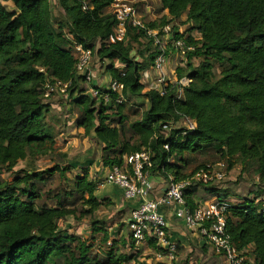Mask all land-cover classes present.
Masks as SVG:
<instances>
[{"label":"trees","instance_id":"trees-1","mask_svg":"<svg viewBox=\"0 0 264 264\" xmlns=\"http://www.w3.org/2000/svg\"><path fill=\"white\" fill-rule=\"evenodd\" d=\"M3 1L0 172L14 177L7 181L0 175V264H127L136 260V255L127 253L128 248L136 249L130 234L117 240L107 228L93 222V233L103 232L95 253V237L88 241L62 230V221L95 217L104 203L113 204L98 197L99 184L90 178L89 167L77 174L70 192L53 198L47 195L54 206L44 202L42 187L57 173L64 176L76 170L75 165L58 163L43 171H15L22 162L59 150L49 121L54 105L45 97L47 85L57 80L72 81L67 97L73 104L70 112L75 115V107L76 125L104 146L102 163L107 171L124 167L125 156L144 150L153 154L154 173L172 175L176 182L208 165L224 163L227 172L239 164L242 171L255 166L254 185L259 189L249 198L226 201L236 195L219 189L218 183L189 187L185 200L194 211L201 207L200 190L210 195L224 191V198L219 195L217 200L229 204L223 215L226 235L245 258L243 264H264V0H160L169 17H163L161 23H146L147 28L162 29L185 18L182 24L189 25L187 31L180 34L173 25L172 32L195 48L188 52V63L177 67V82L163 86L165 95L161 89L147 90L143 83V74L155 67L160 55L157 47L150 48L154 40L144 30L130 25L125 42L110 43L118 24L110 13L116 0H57L65 14L59 26L54 25L51 0H12L17 16L7 11ZM65 27L73 41L67 38ZM196 32L200 38L194 36ZM143 39L148 40L146 49L136 50L134 45L142 47ZM73 45L108 62L112 82L125 86L123 103H117L118 95L106 103L88 93L84 77L77 73ZM195 59H200L199 65L194 64ZM216 63L220 75L215 72ZM184 78L190 80L186 87L180 85ZM93 87L105 95L111 93L108 88ZM131 98L146 100L147 107L139 104L144 109L141 119L127 125L125 111ZM186 120L197 128L183 127ZM170 124L176 128L170 130ZM211 154L215 156L209 158ZM198 157L206 159L199 163ZM78 202L85 208L80 212ZM150 242L156 251L167 253L155 241ZM179 249L177 244V257ZM189 263L187 258L185 264Z\"/></svg>","mask_w":264,"mask_h":264},{"label":"built area","instance_id":"built-area-1","mask_svg":"<svg viewBox=\"0 0 264 264\" xmlns=\"http://www.w3.org/2000/svg\"><path fill=\"white\" fill-rule=\"evenodd\" d=\"M111 14L118 21L117 27L110 37L111 44L125 42L127 39V28L131 25L144 30L148 37L154 40V46L160 51L154 67L157 71L163 70L170 48L176 50L180 58V64L188 63V52L193 51L195 48L188 46L184 40L175 37L170 25L160 30L147 28L143 15L133 0H116L111 7ZM75 49L78 56L77 73L79 76L84 77L88 93L95 99L104 98L106 103L110 102L112 95H118L117 103H123L125 101V96L123 95L124 84L119 81L112 82L110 79L108 89L111 90V93L108 95H105L101 91L102 89L93 87V84L99 87L96 84V77L100 74L99 70L95 68L99 67L98 64H101V61L91 50H86L81 45L76 46ZM117 67L119 66L117 65ZM159 84L162 95H165V87L163 86L167 85V82L164 75L159 78ZM189 84L190 80L188 79L180 81L182 87H186ZM71 86L72 81L63 82L57 80L47 85L45 97L47 99L53 96L67 98ZM184 124L191 130L197 128V125L191 121L186 120ZM175 128L174 124L169 125L170 130ZM165 148L169 149V146ZM124 161V167H114L108 170L106 182L122 189L126 200L138 203L131 211L127 221L129 234L136 245L151 240L155 241L160 248L167 250V253L160 252L162 254L159 256H167L171 263L174 264L173 261L177 259L178 253L177 243L171 240L170 226L165 215L161 213V208L164 206L175 207L176 216L185 221L188 227L199 229L201 235L213 245L218 254L225 257L229 264L244 263L245 258L237 251L231 243L230 237L225 232L226 224L223 215L229 207L228 202H214L207 208L199 207L192 211L187 207L185 200V191L189 187L222 183L226 178L224 173L226 165L224 163H220L215 167L208 165L182 182H176L172 175L163 176L167 187L164 193L159 198H156L154 197L156 188L153 178L158 174L153 171L155 164L152 152L149 150L137 152L125 156ZM209 221L212 223L210 228L207 229ZM109 245H112V243L110 242Z\"/></svg>","mask_w":264,"mask_h":264},{"label":"rangeland","instance_id":"rangeland-1","mask_svg":"<svg viewBox=\"0 0 264 264\" xmlns=\"http://www.w3.org/2000/svg\"><path fill=\"white\" fill-rule=\"evenodd\" d=\"M133 1L137 4V7L140 9V12L143 15V20L145 23L156 22V21L158 23H161V21H163L164 10L160 0H133ZM3 5L5 6V8L9 13L16 14L17 16L18 11L12 0H4ZM146 7H150L151 13L147 12L148 10H146ZM51 12L53 15L54 25L55 26L62 25V21L65 20V14L58 7L57 0H51ZM110 13H111V9H110ZM173 25H176L178 28H180V26H183L180 20L178 21L175 20L174 23L172 24V27ZM64 31L66 33L67 38L73 41L66 27L64 28ZM195 36L197 38H200V35H198L197 33H195ZM147 42L148 40L143 39L142 47H139L138 45L137 46L134 45V47L136 50L139 51L145 50L148 44ZM72 47L74 54L77 55V51L76 49H74V45ZM150 48L153 50L156 47L151 46ZM172 53H176V50L170 48L167 55L169 56ZM27 54H29V52ZM133 54L135 53L133 52ZM199 63H200V59L194 60L195 65H199ZM98 65L99 67H96L95 69L99 70L100 75L96 77V84L102 86V88H108L109 80L111 79V74L107 72V69H105V67H107L108 65V62L106 63L101 62V64L99 63ZM176 68L177 67H173L168 73L164 72V74H162L166 78L167 83L170 82V80L171 81L173 80L175 82L176 75L172 71H174V69L176 70ZM147 72L145 75H143V83H145L146 87L150 90L151 83L153 81L156 83V80L154 78V80L152 79L151 81ZM215 72L217 75H220L221 67L219 63L215 64ZM131 99L132 100L128 102L125 111V115L128 118V122H129L127 123V125L141 119L144 109L143 107L139 106V104H143L144 107H147L146 100L141 98H137V99L131 98ZM50 101L53 102L54 110L52 114L49 116V121L52 128L54 129V133L56 135V141H57L56 143L59 150H57L56 153H53V155L48 157L40 158L35 161L28 160L26 162H22L20 163L18 168H16L15 171L17 170L18 171L28 170L30 172L43 171L58 165V163L62 164L65 167L68 165H75L76 170L69 171L65 173L64 176L57 173L55 175V178H53L50 182H48L45 186L42 187L44 202L50 206H54L55 202L52 199L53 196L63 191L70 192L73 187V180L75 179L77 174H79L80 172H84L85 170L84 167H89L90 178L94 179L95 181L97 180L100 187L101 184H103V187H101L102 190L100 188L98 189V193H97L98 197L106 201L107 199H109L113 204L110 205L107 202L104 203V205L102 206V208L96 214L95 217L94 216L84 217L81 220L68 219L67 221H62L60 224L62 230L68 231L70 234L78 235L85 240L91 241V239L95 237L94 241L96 242L95 244L96 247L94 252L97 253V250L100 249L98 245L101 243V240L103 238V232L94 234L92 231L93 222H97V224L100 223L99 225H101V227L107 228L108 233L112 234L113 236H116L118 240L120 239V236H127L129 234L127 222H126L127 219L129 218V213H127L129 211L125 212L123 209L121 210L119 207H117L116 203L114 202V199L112 197L107 196L109 195V193L110 194L112 193L110 186L113 185H110L106 182L107 169L103 166L102 163L104 146L96 139V137L93 134L87 137L85 129L79 128L76 125L78 110L74 107L73 113L75 115H72L70 111L72 110L73 104L69 102L70 101L69 98H61L60 96H53L50 98ZM182 126L187 127L184 123L182 124ZM129 133L131 136L133 135L132 131H130ZM209 156H210L209 158H213L215 155L211 154ZM204 159H206V157H198L197 162L200 163L204 161ZM255 171H256L255 166H247L246 170L242 171V166L239 164L231 172L224 171V173L226 174V178L222 183L218 185V187L226 188L229 186H234V192L231 194H235L236 198L238 197L236 193L240 194V197L242 196L244 197L247 195L250 196L251 194L254 193L255 187H257L254 185L256 182ZM0 175L3 179L7 181H11L14 177L13 175L9 173H5L4 171L0 172ZM160 193L163 194L162 192ZM200 193L201 194L198 195V200L203 203V205L201 204V207L207 208L208 206H205L206 204L204 205V203L209 200L208 198H204L206 196L202 190H200ZM47 195H49L52 198H48ZM212 195L215 196V198H217L219 195H222V198H224L225 192L219 191L217 193L211 194V196ZM77 207L79 209V212L82 209H85L81 206L80 202H78ZM108 247L109 245L105 247L106 251H108ZM128 250L129 251H127V253H131L129 248ZM101 252H104L103 249L101 250ZM135 253L136 252H134V255H136ZM156 254H157V258H154ZM160 254L162 253L155 252V254L149 253L147 255H141L136 260H133L127 264H164L163 261L160 259L159 256ZM183 255L184 252L183 253L180 252L179 256H183ZM190 256L192 257L194 264L197 263L206 264L204 263V261L200 260V258L195 256L194 252H192ZM190 256L187 257L189 260H190ZM150 257L152 258L150 259ZM176 260L173 261L174 264H177ZM185 260L186 258L180 261L179 263L185 264ZM169 263L172 264L170 259H169Z\"/></svg>","mask_w":264,"mask_h":264},{"label":"crops","instance_id":"crops-1","mask_svg":"<svg viewBox=\"0 0 264 264\" xmlns=\"http://www.w3.org/2000/svg\"><path fill=\"white\" fill-rule=\"evenodd\" d=\"M146 10H148L147 12L151 13L150 7H146ZM163 16L169 17L168 11L164 10ZM185 20L186 19L184 18L181 20V22L185 21ZM170 26L172 27V25H170ZM185 27L189 28V25L180 26V28H179L180 34H184L187 31V29ZM194 36H195V33H194ZM179 65H180L179 55L177 53H172L167 57L166 63L164 65L162 71H157L155 68L149 69L148 72L146 71L147 74L149 75V78L151 81H152V79L154 80V78L156 80V83L154 81L151 83V89L150 90L160 89L161 86L159 84V78L162 76V74H164V72L168 73L173 67H178ZM175 71L176 70L174 69V71H172V72H174V74H175ZM146 72L143 75H145ZM184 79H186V78H184ZM176 82H177V77L175 79V82L173 80L172 81L170 80V83H176ZM146 89L149 90L148 88H146ZM107 174H108V171L106 170V175ZM153 182H154V185L156 188L155 193H154L155 194L154 197L159 198L161 196L160 192L164 193V191L167 187V183H166L165 178L163 176H155L153 178ZM255 183L257 185V182H255ZM101 187H103V184H101ZM101 187L99 185L98 189L99 188L101 189ZM110 187H111L112 193L111 194L109 193V195H107V196L112 197L114 199V202L116 203L117 207H119L121 210L123 209L125 212L129 211L127 213H129V217H130L131 211L138 205V203L135 201L126 200L124 197L123 190L120 189L119 187H117V186H110ZM218 188L221 190H230V192H232V193L234 192V186H229L226 188H222V187H218ZM258 189H259V187L257 186V187H255L254 190L256 191ZM200 194L201 193L199 191L198 195H200ZM236 194H238V193H236ZM238 195H240V194H238ZM205 196L206 197H204V198H208V200H209V201H206L204 203V205L206 204L205 206H209L213 202H218L217 198H215V196H213V195L211 196L210 194L205 193ZM209 197H210V199H209ZM240 198H249V196L248 195L244 196V197L239 196L237 198L231 196L226 201L237 202V201H239ZM201 204L203 205V203H201ZM175 209H176L175 207L164 206L161 208V213L165 215L167 222L170 226L171 240L178 244V246L180 247V249H179L180 252H182V253L184 252L183 256L177 257L176 263L180 264L179 263L180 261L184 260L185 258L187 259V257L190 256V254L192 252H194L195 256L200 258V260L204 261V263H206V264H229L227 262V260L222 255L218 254L215 251L213 245L207 243L204 240V237L201 235L199 229L188 227L186 225L185 221L179 219L176 216ZM128 220H129V218H128ZM150 243H151L150 241H147V242L141 243L139 245L135 244L136 249L135 250L130 249V251H131L130 254H134V252H136L135 253L136 259L141 255H147L149 253L155 254V252H158V251H156L150 245ZM151 258L152 257H150V259ZM154 258H157V254L155 255ZM160 259L163 261L164 264H170L169 258L167 256L166 257L165 256L160 257ZM164 260H166V261H164ZM189 264H194L191 256H190V263Z\"/></svg>","mask_w":264,"mask_h":264}]
</instances>
